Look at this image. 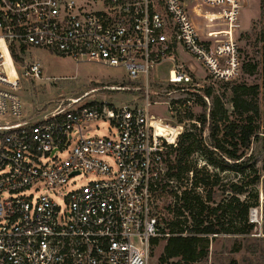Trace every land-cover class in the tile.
<instances>
[{"label": "built area", "instance_id": "1", "mask_svg": "<svg viewBox=\"0 0 264 264\" xmlns=\"http://www.w3.org/2000/svg\"><path fill=\"white\" fill-rule=\"evenodd\" d=\"M242 8L241 0H0V264H148L162 234L156 198L174 182L165 150L183 127L150 112L153 69L181 48L203 79L235 80ZM33 47L122 68L143 100L78 98L28 117L18 91L21 79L42 74L25 57ZM196 77L183 60L167 80L193 86ZM99 119L117 132L85 135ZM83 172L98 179L59 202L60 188Z\"/></svg>", "mask_w": 264, "mask_h": 264}, {"label": "rangeland", "instance_id": "2", "mask_svg": "<svg viewBox=\"0 0 264 264\" xmlns=\"http://www.w3.org/2000/svg\"><path fill=\"white\" fill-rule=\"evenodd\" d=\"M241 1L243 2L240 12L242 60L243 63L256 64L252 72L242 70L240 75L229 83L213 79L205 80L201 66L189 53L180 48L172 58H167L157 64L151 76L149 96L155 103L150 112L158 117L182 122V133L192 132L202 140L204 146H207L209 131L205 127L200 132V125L195 122L202 110V101L197 94L205 100L208 109L214 101H218L221 106L228 107L230 111V88L233 84L239 82L261 84L260 47L264 34V16L260 15L259 0ZM25 57L37 61L42 70L38 78L20 80L18 93L23 112L28 117H37L58 104L67 105L71 100L78 98L81 102L96 100L114 104L131 101L139 104L143 100L142 91L138 90L135 82L127 79L122 68L92 62H76L66 55L44 48H30ZM183 60L189 61L191 67L196 70L198 77L194 78L193 86L175 85L167 80L168 70ZM186 71L188 72L189 69L186 68ZM207 88H211L209 95L205 93ZM258 105L262 117L261 92L258 95ZM116 132L117 129L109 121L99 119L90 123L85 135L110 136ZM167 152H170L169 147L166 148L165 154ZM65 155L66 153H62L61 156ZM174 157L175 152L170 154L171 159ZM164 161L167 166L166 158ZM190 161L197 168H202L198 177L208 175L205 177V182H199L200 185L195 188V191L209 208L225 202L231 196L227 190L231 182H245L246 192L238 196L241 200H245V205L249 204L247 221L236 214L237 208H235L232 213H225L220 217V222H223L224 226L229 229L228 232L202 235L206 239L202 241V245L206 246L207 254L193 264H264V148L262 142L254 139L248 150V161L257 169L256 173L259 178L250 173L248 169L245 170L244 176L233 170H219L211 165L200 151L195 152ZM96 179L98 176L84 172L75 175L60 188L61 194L57 195L56 199L61 202V195ZM193 179L194 175L191 179L190 175L180 180L174 179V182L166 190H162L156 198L155 210L162 234L157 237L156 243L151 245L148 264H169L170 260L161 261L160 256L166 242L165 237L169 234L168 224L176 220L173 211L176 199L173 191L188 188ZM208 213L207 209L204 214L208 216ZM250 223L253 224L252 227H249ZM185 225L192 227V221L189 219Z\"/></svg>", "mask_w": 264, "mask_h": 264}, {"label": "trees", "instance_id": "3", "mask_svg": "<svg viewBox=\"0 0 264 264\" xmlns=\"http://www.w3.org/2000/svg\"><path fill=\"white\" fill-rule=\"evenodd\" d=\"M259 3L260 15L263 17L264 0H259ZM260 67V85L239 82L231 86L230 111L228 107L221 106L218 101H214L208 109L205 100L197 94V97L202 101V110L197 121L200 123V132L205 127L209 131L207 146H204L202 140L192 132H183L177 145L171 147L170 152L166 153L167 177L180 180L187 177L189 171H192L194 179L188 188L180 191V194L173 191L176 199L173 206L176 220L168 224L169 234L165 237L166 242L160 256L161 261L170 260L169 264H193L204 257L207 250L206 246L202 245V241L206 240L202 235L228 232L229 229L224 226L223 222H220V217L225 213H232L235 208H237L238 216H241L245 221L248 220L249 204L245 205V200H241L238 196V194L246 192L245 182H231L227 188L231 196L225 202L209 208L195 191V188L200 185L199 182H205V177L208 175L198 177L202 168H197L190 159L195 152L200 151L203 152L207 161L219 170H233L244 176L245 170L248 169L250 173L259 178L256 173L257 169L248 161V150L254 139H259L264 148V34L260 47ZM255 68V63L246 62L243 63L242 70L252 72ZM210 92L211 88L205 89L206 94L209 95ZM260 92L263 100L262 117L258 105ZM260 118L261 120H259ZM173 152H175V157L171 159L170 154ZM215 153L218 155L216 156ZM209 197L210 195H208V199H210ZM207 209L209 210L208 216L204 214ZM189 219L192 221V227L185 225ZM252 226L253 224L250 223L249 227ZM184 231H186L185 235L180 234ZM156 241L157 237L151 240L152 244Z\"/></svg>", "mask_w": 264, "mask_h": 264}]
</instances>
